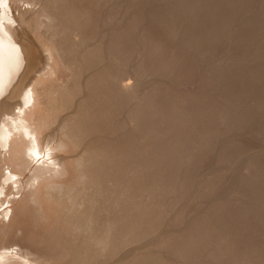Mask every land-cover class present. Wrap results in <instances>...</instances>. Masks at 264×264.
Segmentation results:
<instances>
[{"label":"rangeland","instance_id":"374dc122","mask_svg":"<svg viewBox=\"0 0 264 264\" xmlns=\"http://www.w3.org/2000/svg\"><path fill=\"white\" fill-rule=\"evenodd\" d=\"M26 1L22 3L21 0L18 1L21 4L16 3L17 7L12 9L11 14L15 18L13 27H18L19 17H26L28 20L23 18L24 22H21L20 26L26 24H23L22 28L26 29L27 34L30 32L31 40L36 41V38L38 40L40 37L42 41L44 38L47 45L51 41L56 42L55 44L67 41L65 46L74 48L67 50L74 51L75 55L79 53L73 56L74 53L71 54L69 51L73 58L76 57V62H73L76 66L80 62L82 64L81 59L85 60L84 57L94 51L92 56L96 58L92 61L98 62L95 68L99 70L105 68L109 73L117 74L114 81L113 79L103 83L100 81L98 84L101 85L95 83L97 87L88 90L87 84L90 83L91 86L89 77H85L86 80L84 77L81 78V85L85 82L81 88L79 80L68 70L66 72L71 75L66 73V76L70 79L65 77L62 80L63 84L67 83V80L71 85L73 83L76 85L78 82V85H74L76 88L72 86V92L80 98L76 96L74 103H77L76 106L81 103L83 107L85 102H88L90 104L85 105L87 108L84 106L85 110L81 108L80 112L88 115L93 112L89 110L93 109L95 110L93 114H96L94 118L91 117V124L89 121L85 124L89 127H86L87 133L94 131L95 127L93 135L98 134V136H93V139H100L101 143H106V147L113 150L112 159H107L109 161L103 162L104 165L102 163L101 167L93 166V168L96 171L98 168H105L107 171L105 170L103 177L106 179L103 181L101 175L102 178L98 176L99 179L104 183L109 180L108 184L105 183L109 188L114 184L112 186L114 190L111 189L115 191L113 192L115 195L110 194V190H104L110 195L107 199H111L113 195L114 205L110 208L113 200L109 201V199L107 200L110 202L109 207L105 202V205L102 203L104 208L105 206L110 208L107 209L109 211L107 214H111L112 218L113 216L116 217L115 219L118 218L119 221L114 224L113 218L114 225H112L109 220L111 216L105 221L106 211L104 213L102 207L101 211L99 208L97 211V205L94 203L95 208H93L92 203H89L94 211L103 212L104 216H101L105 223L99 218L100 214L97 216L98 220L104 223L103 229L106 225V230H101L99 226L102 224L103 227V223L100 224V221L99 226L95 225L96 217L95 226H90L91 228L86 226L91 231L86 230V227L79 229L80 235L75 232L72 237L62 239L59 247L71 248L72 255L75 251L73 247L75 242L81 243V235L82 239L88 232L93 234L103 232L102 235L106 236L114 226L110 232L111 238L106 239H109L110 245L114 248L113 254L110 251H113V248L107 245L109 241L106 244L107 251L104 250L102 253L100 248L105 249V245L101 247L102 243L101 246L98 243L100 246L98 248L97 242L93 239L95 242L89 241V246L91 243L93 247L97 245L93 249L90 247L93 251L87 250L86 244L83 246L87 252H95L94 256H96L90 255L91 258L87 259L84 254L82 264H113V262L114 264H264V0H37V2L30 0V3ZM46 2L51 6L48 4L50 10L44 14L45 8L42 7L46 6ZM26 3L29 5L26 6ZM37 4L39 6L36 7ZM64 9H68L66 11L68 13H62ZM59 10L61 12L57 13ZM50 12L54 19L46 17L50 16ZM53 13L60 15L58 19L60 22L61 19H69L70 27L63 25L65 22H61L59 27V21L55 20L58 16L56 15L55 18ZM65 13L67 15L71 13L73 16L70 18ZM46 18H52L55 22L51 19L49 22L50 20L47 21ZM51 23H55V26L52 24L54 26L52 27ZM36 25L39 26L38 29ZM62 26L67 30L63 31ZM68 28L73 29L70 31ZM33 30L35 34H32ZM72 31L76 32V39L72 35L74 40L71 39L73 37L69 38ZM192 35L196 40L198 37L199 42L193 40ZM52 44L53 42L50 46ZM87 71L91 72V70ZM120 78L119 82L123 81L129 85L128 90L123 91L118 85L116 86V79ZM100 87L103 89L101 90ZM79 89L83 91V95L80 94ZM87 95L89 100L87 98L86 101ZM68 100L65 101L68 103L70 101ZM92 102L94 104H91ZM18 104L17 106H20ZM17 106L15 108L18 110ZM67 113L66 111L62 114L65 117ZM56 127L50 128V132L54 133ZM88 134L84 141L92 137V134L90 136ZM84 141L83 146H86L88 142L85 141L84 144ZM109 169L110 173H108ZM98 170L97 173L103 174L102 170ZM115 182L120 183L117 185ZM36 183L34 181L33 185ZM88 185H81L86 191L85 195L94 192L93 189L96 191L95 187H98V183L95 184L97 186L94 185L95 187L92 184ZM28 186L27 189L30 188ZM78 188L81 189L80 184L75 190ZM14 191L15 194L17 191L20 192L16 189ZM10 192L9 187L1 194L2 196L0 195V214L5 208L11 212L10 214L13 212L6 217L5 222L13 221L15 225L25 223L22 226L31 225L29 228H34V231L44 228L45 226L41 225H45L43 222L46 221L38 214L36 202L33 200L20 205L21 194L11 195ZM100 192L101 190L98 194L101 195L103 191ZM81 194L79 193L78 196L81 197ZM105 195L93 199L89 195L88 198L93 202L95 199L101 201L102 196L105 200ZM7 197L14 200L9 203ZM80 197H77L78 212L75 211L77 208L75 206L74 210L67 209L70 213L66 210L61 212L63 215H59L62 225L66 224V220L76 216L81 219L79 209L82 212L89 204L86 205L85 197V202ZM8 204L12 207L7 208ZM92 208L89 210H93ZM113 210H116L115 213ZM109 222L112 225L109 226L110 229L107 227ZM50 227L55 228L53 232L58 231L57 223ZM11 231H8L11 236L7 232L3 234L6 237L2 236V241L9 243L18 239L15 243L23 244L24 232L22 235L20 230ZM104 231H107L106 234ZM14 232L17 235H14ZM83 232L86 234L84 235ZM134 235H137L139 240L135 237L136 243H130L129 237ZM108 236L110 237V234ZM11 238L13 240H10ZM105 242L104 239L103 244ZM55 246L54 249L57 248ZM32 247L29 249L35 251L34 248H37V246ZM115 247H118V250ZM127 247L130 254L124 251L128 250ZM123 251L129 255L124 256ZM64 254L70 261L71 258L66 250ZM120 257L122 262L119 261ZM55 261L57 262L49 259L50 264H54Z\"/></svg>","mask_w":264,"mask_h":264},{"label":"bare ground","instance_id":"6f19581e","mask_svg":"<svg viewBox=\"0 0 264 264\" xmlns=\"http://www.w3.org/2000/svg\"><path fill=\"white\" fill-rule=\"evenodd\" d=\"M18 1L20 2V0H0V149H2V151L4 150L3 153H1L2 151L0 150V195L7 188H9V187L11 188V192H10L11 195H14L15 194V193H13V192H15L14 191L15 189L16 190H20L19 193L17 191L18 194H21L20 205H23L24 202H28L29 203L30 201H33L34 200L36 202V204H37L36 210L39 213L37 211H35V212H37L40 216L42 215V217H44V219H45L44 221H46V222H43V224H45V225H41V226H45L44 228L41 227L40 229H38L36 231H34L35 230L34 228L30 229L31 228L30 227L31 225H29V226L28 225H25V227L22 226L25 223H23V224L18 223L19 225L18 224L15 225L13 221L12 222L9 221V222L6 223L5 222V221H7L6 217L12 215L13 212H12V214H10L11 212L9 210L7 211V209L5 208L6 210L4 209V211L2 212V214H0V264H50L49 259H51V260L52 259L53 260H57V262L55 261L54 264H56V263L57 264H60V263L61 264H82L83 256H85L84 254H86L85 258H87V259L90 257V255L94 256V253L95 252H91V251L90 252H87V250L88 249L92 250L93 248H96V246L98 245V243H99V245H100V243H102V246L100 245L101 247H103V245H105V249H103L104 247L103 248H100L99 245L97 246L98 248H100V251L102 249V251H101L102 253H104L103 252L104 250L107 251L106 250V244L108 243L109 239L111 238V233L110 232L112 230V227H114L112 225H114L117 222V220L119 221V219L118 218L115 219L116 217L114 218V216H113V218L116 220L115 221L112 218V215L111 214H107V211L110 210V208H112V206L114 205L112 202L115 201L112 198V196L115 195V194H113V192H115V191H112V189L114 190V187L112 188V186L114 184L112 186H110V188L108 186H105V183L108 184L110 182L109 180L107 182H105V183L103 182L104 179H106V178L103 177V175H105V170H106L105 168H103V169L98 168V169H100V171L101 170L103 171V174H101L102 172H98L97 173V171H99V170L97 169V171H96V169H94L95 167H98V166L101 167L102 165H104L103 162H105V161L108 162L109 160H107V159H110L112 157L113 150H110L111 148H107L106 145H105L106 143H101V140L100 139L97 138L98 141L96 139H93L94 138L93 136H96V137L98 136V134L93 135V133L95 132V127H94V131H91V132L89 131L88 132V133H90V135L92 134V137L87 133V128H89V127H87L85 124L88 121L90 123L91 117L94 118V116L96 114L95 113L93 114V112L95 110H93V109L89 110L90 112L93 111L91 113L93 115H91L90 113H89L90 115L89 114L88 115H85V113L83 114V113L80 112V109L81 108H83L86 104L88 105L90 103H88V102L86 103L85 102V105H83V107H81V103H80L79 106H76L77 103H74V101L76 102L75 97L77 96V94L75 95L72 92L73 91L72 88L74 87L75 83H73L72 85L69 84L68 80L70 79V77L68 79L67 78L68 76H66V73H67V75H69L70 73H72V76L74 75V77H76L79 80V87L80 88L85 83L84 82L81 85V82H80L81 78L84 77V79H85V77L86 78L89 77L88 79L91 80V86L89 85L90 83L87 84V86H86V89L87 90L90 89L91 87H92L91 89H93V87L96 86L95 83L98 84V82H100V81H102V83L104 81H107V80L110 81V79L111 80L113 79L112 81H114L115 80V76L117 74H114L112 72L109 73V71H107L105 68H104L105 69L104 70L103 68L101 69L99 66L98 67L100 68V70L97 67L95 68V66H97L96 63H98V62L92 61V59L96 58V57L93 58V56H92V53L94 51L93 52L90 51L92 53L87 54V57H84V58H86L85 60H82L81 59V61L83 63L81 64V62L79 61L80 64H77V66H76V64L73 63V62H76L75 61L76 57L73 58V56H76L79 53L75 55V52L72 51V50H74V48L71 46L72 48L71 47L70 48L72 50H69V51L71 52V54H72V52L74 53V55L71 56L69 54V51L67 50V48H69V46H67V47L65 46V44L67 43V41L64 40L62 43L57 42V44H59V45H57V44H55L56 42L54 43V41H51L50 40L51 43L53 42L52 46H50L51 43L49 45H47L46 44L47 42L44 40V38H42L44 40V41L42 40L43 42L40 40L41 39L40 37L38 38V40L36 38V41H35L34 38L36 37V35L33 38L34 41L31 40V38H29L30 32H29V34H27L26 29L25 28H22V25L25 24V23L21 24V26H20V23L21 22H24V20H25L26 17H23L24 20H23L22 17H19L18 18V23H19L18 27H13V22H15V18L13 17V15L11 14V12H12V9H14V8L17 7L16 6V3L19 4ZM23 1L25 2L26 0H21V3ZM27 1H29V3H30V0H27ZM33 1H36L37 2V0H33ZM29 3H26V6H27V4L29 5ZM32 3L33 2H31V4ZM49 3H47L46 6L42 7V8H45L43 10V11H45V12H43L44 14L45 13L47 14L49 12V10H50L48 8L49 5H50ZM33 4L35 5L36 3H33ZM23 5H24V3H23ZM37 6H39V5L37 4L36 7ZM185 6H187V5H185ZM185 6H184V8H186ZM187 7H189V6H187ZM178 8L179 7H177V9ZM70 9H69V11H70ZM67 10L64 9L62 11V13L63 12H66ZM188 11H189V9H188ZM59 12H61V10H59L57 13H59ZM57 13H53V14H55V18H56V15L58 16L57 19H55L58 22L59 21L58 19H59V16L60 15H58ZM66 13H68V12H66ZM66 13H65V15L66 16H70V18H71V16H73V15H71V13H70V15H67ZM49 14H50V16H46V15L45 16L46 17H52L51 12ZM163 15H164V13H163ZM174 15H175V13H174ZM61 16H63V14ZM28 17H29V15H28ZM169 17H170V14H169ZM52 18H50L52 20V22H55V20H53L54 18L53 19ZM50 19L48 18L47 21H49ZM213 19H214V17H213ZM34 20H37V19H34ZM51 20L49 22H51ZM63 20L64 19H61V22H63V23L65 22L63 25H65V26L67 25L68 26V25L71 24L69 19H65V20H68V21H65V20L63 21ZM61 22L60 21L58 22L59 23V27H60V24H62ZM35 23H36V21H35ZM52 24L53 23H51L50 25H52ZM251 24H252V22H251ZM53 25H52V27L55 26V25L54 26ZM37 27H39V26L36 25V28ZM62 27H61V29H64L63 31H65V29L67 30L66 27H64V26H62ZM68 27H70V26H68ZM74 27L75 26L73 25V28ZM48 28L50 29V27H48ZM215 28H216V26H215ZM29 29H30V27H29ZM33 29H34V27H33ZM68 29L70 31L72 30L71 28H68ZM226 29H227V27H226ZM31 30H32V28H31ZM33 31H32V34H35V31L34 32ZM63 31L61 30V32H63ZM74 31H72L73 33L70 32L71 35L69 34V38H71V37L74 36L75 39H76V32H74ZM209 31H210V29H209ZM74 33H75V35H74ZM55 34H56V31H55ZM78 34H79V32H78ZM189 36H191V35L189 34ZM192 36H193V40H196V39H194V35H192ZM74 37L71 38V39L74 40ZM81 37H80V41H81ZM196 38H197L196 41H198L199 40L198 37H196ZM69 41H70V39H69ZM200 41H201V39H200ZM203 41H204V39H203ZM45 44L47 45V47L45 46ZM47 52H49V53H47ZM67 52H68V55H67ZM84 53H86V52H84ZM96 53H98V52H96ZM120 54H122V53H120ZM69 55L74 60L71 57H69ZM67 70H68V72H70L69 74H68V72H66ZM87 70H91V72H88ZM85 71H87V72L85 73ZM65 77L68 80L66 81L67 83H64L63 84V81L62 80H64ZM119 80H121V78L120 79H116V86L118 85L121 89H123V91H126V90H128L130 88V87H128L129 85L125 84V82H123V81L119 82ZM122 80H123V76H122ZM92 81L94 83H92ZM75 82H76V80H75ZM87 82H88V80H87ZM99 84L101 85V83H99ZM105 84H106V82H105ZM76 85H78V82H76ZM87 87H89V88H87ZM74 88H76V87H74ZM84 88H85V86H84ZM84 88H82V89H84ZM102 89L103 88H101V90ZM79 90L81 92V89H79ZM96 91H98V90H96ZM77 92L79 93V91H77ZM82 92L80 94L83 95ZM84 93H86V91ZM92 93L94 94V91L93 90H92ZM103 93H105V92H103ZM121 93H123V92H121ZM95 94H96V92H95ZM82 95H80V96H82ZM107 97H108V95H107ZM87 98L89 100V96L88 95L85 98L86 101H87ZM66 99H69L70 100V101L68 100L69 101L68 102L69 104L67 103V101H65ZM16 100H18L19 102H16ZM83 100H82V103H83ZM90 101H91V98H90ZM14 102L17 103V104L20 103V104H18L20 106H17V104H15ZM67 104H68V106H67ZM91 104H94V103L92 102ZM97 105L98 104H96V106ZM16 106L18 107V110L15 108ZM95 107H93V108L95 109ZM15 109L17 111H15ZM83 109L85 110V108H83ZM66 111L68 113L64 117L63 116L64 114H62V113L66 112ZM97 111H96V113H97ZM100 112H102V111H100ZM142 112H143V110H142ZM86 113H87V111H86ZM98 116H99V114H98ZM62 117H64L63 118L64 120H62ZM59 120H62V121H59ZM56 124L58 125V127H56ZM54 126L57 129L54 128L56 131L54 133L53 132L51 133L50 132L51 131L50 128H52ZM105 128H107V127H105ZM99 130L100 129H98V131ZM78 132H80V133H78ZM86 133L91 137V139H89L90 137L88 138L89 139V142L91 140H93L91 142H94V144L91 143V142H90L91 143L90 144L88 142V139H87L85 141L88 142V144L90 146H88V144L86 146H83V141H84L85 137H88V136H86L87 135ZM85 141H84V144H85ZM102 142H104V141H102ZM93 164H95V165H93ZM93 166H94V168H93ZM105 166H107V165H105ZM105 166H103V167H105ZM146 167H148V165H146ZM108 168H112V167H108ZM108 171H109L108 173H110V169ZM116 172H118V171H116ZM48 173H49V175H47ZM94 173H96L97 176L94 175ZM100 175L103 177V181L99 179L101 177ZM94 176L97 177V180H96V177H94ZM98 176H100V177H98ZM20 177H22L23 179L22 178L20 179ZM92 177H94V179ZM34 181L37 182L35 185H33V182ZM93 183H95V184L98 183V187H101V188H104V189L102 190V189H100L98 187H95L97 185H95ZM119 183H116L115 182V184H117V185ZM30 184H31V186H30ZM79 184H80L81 189H79V188L78 189L81 192H83L85 190L84 187H82L83 185L84 186L86 184H89L88 186H90V184H92V186L95 185L94 187H95V189L97 188L96 191L98 190V192H96L93 189L94 192L91 191V193H89L90 196H91L92 193H97L96 195L92 194V196H91L92 199H93V197L95 198V197H99L101 195H105L107 193L106 191H104L105 189L106 190H110V194H113V195H111V199H109V198L108 199H109V201L113 200V201H111V204L112 205L110 204L109 201H107L108 200L107 197H110L109 193H107L105 195L106 196L105 200H104V196H102L103 198H102L101 201L95 199V202H93V200L91 198H88L89 197L88 194H87L88 196L84 194V193H86V191H84L83 194H81V192H79V190L77 189L78 192L81 194V197L78 196L79 193L75 189H76L77 185H79ZM28 185L30 186V188L27 189V186ZM106 187H108V189ZM115 187H116V185H115ZM82 188H83V191H82ZM89 190H91V189L89 188ZM89 190H87V192ZM100 190H101V192L103 191V192H106V193H103V192L101 193L100 192L101 193V195H100V194H98ZM200 191H202V190H200ZM17 193L15 195H17ZM121 193H123V192H121ZM83 195H85V196H83ZM17 196H19V195H17ZM86 196H87V198H86ZM77 197H80V198L84 199V202H85V198H86V200H87L85 202L86 205H88L89 203H92L93 208H95L94 207V203H95V205H97V208H96L97 211H98V208H99V211H101L102 208H103L102 211L104 213L106 211L105 216H104V214L102 215L103 212L102 213L101 212L98 213L97 211H94L95 209H93L92 207L91 208L93 210H89V209H91L90 208L91 204H89L88 205L89 207L88 206L85 207V210H83L84 212L82 211L83 213L79 209V211L81 213V219L79 217L76 218L77 216L76 217L74 216L75 218H70V219L66 220L65 221L66 224L62 225L61 224V221H60V218L61 217L59 215L60 214L63 215V213H61L62 211H66L67 209H69V211H70L71 208L77 206L78 205V202H77L78 199H77ZM11 200L13 201L14 199L13 198L12 199H9L8 202L9 203L12 202ZM89 200L92 201V202H90ZM96 201H97V203L99 202L98 204H100V205H98L96 203ZM102 202L103 203L105 202L106 203V206H108V207H109V205H108V203H109L110 204V208H108L106 206L104 208ZM28 203H26L27 206H28ZM105 203H104V205H105ZM82 204H83V202H82ZM80 205H81V203H80ZM4 206H6V205H4ZM8 207H12V206L9 205V206H7V208ZM2 208H4V207H2ZM78 208L79 207L77 206V208L76 209L73 208V210L75 209V211H77ZM136 210H138V209H136ZM69 211L67 210L66 212H69ZM89 211H91V212H89ZM115 211H114V213H115ZM93 212H94L95 215L93 214ZM136 213H138V212L136 211ZM65 214H67V213H64V215ZM98 214H100V217H99L100 219L103 220L104 218H106V219H104L105 221L108 220V218H107L108 216H111V219H109V220H110V222H111L112 225L110 224V222L107 223V225H108L107 227L108 228H109V226L110 227L112 226L111 229L109 228L110 229L109 230L110 232L107 233L108 235L110 234V237L108 235H106V236L102 235L103 234L102 231L103 230H106V225H105V229H103L104 228L105 221L103 220V222H104L103 223L102 220H98L99 219L98 218V216H99ZM72 215H74V214H72ZM101 215L104 216V218ZM96 217H97V221L96 222H98V223L95 222ZM63 218L65 219L64 216H63ZM112 219L114 220L113 221L114 224L112 223ZM42 220H43V218H42ZM41 221H39V222H41ZM99 221H100V224L103 223V227H102V224H101V226H99L100 225L99 224ZM94 222H95V225L98 224V226L101 228L102 234L101 233L93 234V232H88V234L85 235L86 234L85 233L86 230L91 231L88 228L90 226H93L94 225ZM56 223L58 225V231H54L53 232V230H55V228L50 227V225L51 226H55ZM98 226H96V227H98ZM137 226H139V225H137ZM84 227H86V230H83V231H85V232H83L85 236H83V239H82V235H81V237H80L81 238V243L79 241L80 239L78 240L79 241L78 243L75 242L76 244L73 243L74 241L72 242L73 244H75L73 246L75 248V251L73 250L74 252L72 253V255L70 253L71 248L68 247L69 249L68 248H66V249L63 248L62 249L61 247H59L60 243H62V239L66 240L65 238L72 237L73 236V233L78 232L79 229H81V230L84 229ZM7 228H9V229L7 231H5ZM93 229H94V227L92 228V230ZM10 230H12L11 232H13V231L19 232V230H20L21 231V234H22V232H24L25 236L22 234L23 235V238H25V240L22 238L24 240V243H23L24 245L23 244H19V243L18 244L15 243V242H17L18 239L17 240H13V238L10 239V240H13V242L10 241L9 243H7V242L2 241L3 240L2 239V236H4L3 234H5L6 232L8 233V231H10ZM107 231H104V233L106 234ZM79 232H80V230H79ZM79 232H78V234H79ZM15 233L16 232H14V235H17ZM8 234L10 235V233H8ZM98 234H101L102 237L100 235H98ZM135 234H137V233H135ZM119 235H120V233H119ZM10 236L7 235V237H10ZM103 236L106 237V238H104ZM136 236L137 235H134V237L133 236L132 237H129L128 236L129 237V240L128 241L130 243L131 242L132 243H136L135 241H137V239L139 240V238H137ZM4 237H6V236H4ZM107 237L109 238L108 240H106ZM103 238L106 241L104 244H103V241H104ZM7 239L9 240V238H7ZM15 239H16V236H15ZM72 239L75 240L74 238H72ZM93 239L97 242L96 243L97 245H95V247H93L94 245L92 246V243H91V246H89V244H90L89 241L95 242ZM83 244H86L85 246L88 247V248H86L87 250L85 249V246H83ZM110 244H111V242L108 243L107 245L112 247V245H110ZM137 244H138V242H137ZM63 245H64V243H63ZM121 245H122V243H121ZM124 245H125V243H124ZM15 246H17V247L15 248ZM32 246H37V248L36 247L34 248L35 251L32 250V249H29V247L31 248ZM54 246L57 247V248L54 249ZM128 246H129V244H128ZM90 247H92V249ZM117 248L118 247H115V249H117ZM127 249H128V247H127ZM64 250H66V252L69 254V256L71 258L70 261H68V259H66L67 256L64 254ZM76 250H77L78 253L76 252ZM109 250L110 249L108 248V251ZM117 250H115V251L118 252ZM110 251L112 252L111 254H113L114 248H113V251L112 250H110ZM110 251H109V253H110ZM124 251H128V253L130 254L129 249L128 250H124ZM124 251H123V253L125 254L124 256L129 255L128 253L126 254ZM196 254H197V252H196ZM120 256H122V253H121ZM105 257H107V256L105 255ZM87 259H85L86 260L85 262H87ZM104 259H106V258H104ZM120 259H121V257L119 258V261L122 262L123 260L122 259L120 260ZM58 260L60 261V263H58ZM64 260H66V261H64ZM89 260L92 261V259H89ZM93 260H94V258H93ZM119 261H117V262L119 263ZM51 263H53V262H51ZM113 264H114V262H113ZM122 264H125V263H122Z\"/></svg>","mask_w":264,"mask_h":264}]
</instances>
